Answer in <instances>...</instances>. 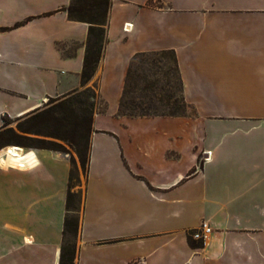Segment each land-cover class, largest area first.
Instances as JSON below:
<instances>
[{"label":"crops","instance_id":"0c3cea01","mask_svg":"<svg viewBox=\"0 0 264 264\" xmlns=\"http://www.w3.org/2000/svg\"><path fill=\"white\" fill-rule=\"evenodd\" d=\"M69 3L0 0V130L81 86ZM106 38L74 264H264V0H111ZM155 52L189 112L118 114L132 58ZM4 147L0 264H59L69 157Z\"/></svg>","mask_w":264,"mask_h":264},{"label":"trees","instance_id":"16d2710c","mask_svg":"<svg viewBox=\"0 0 264 264\" xmlns=\"http://www.w3.org/2000/svg\"><path fill=\"white\" fill-rule=\"evenodd\" d=\"M110 6L111 0H70L69 5L62 8L67 12L69 19L85 22L88 26L87 37L84 46L83 67L81 72L82 85L85 84L93 75L102 58L103 49L107 40L106 26ZM142 54L135 55L131 60L130 66L134 59ZM130 66L126 74L125 85L119 103L118 114L127 116L182 115L175 111H171L166 114L151 113L149 111L151 108L141 106V104L131 106L127 112H123L122 107H124V105L122 103V98L126 93V84L129 77ZM87 90L88 89L82 90L81 94H85ZM53 99L57 98H48V100ZM78 101L81 104H85L83 100ZM136 109L139 111H136ZM23 117H26V119L22 123L18 124L17 130L13 129L12 127H5L8 124L9 119L4 118L3 129L0 130V148L7 145H20L23 147L50 149L59 152L64 151V147L55 141L45 138L32 137L26 134L58 138L75 147L81 162L86 163L87 169L90 135L93 130L92 113L89 115L87 110L81 107L79 110H75L73 108L72 99L69 98L43 109L38 107ZM70 173L71 171H69V184L65 203L67 213L63 221L59 264H74L75 247L68 249L65 246L64 237L67 233L76 234L79 229V218L77 217L74 219L70 217V214L75 212L77 209L75 201H77V199L78 202L80 201L79 192L72 191L71 189L72 186L70 183ZM194 231H191L187 234L188 243L192 247H201L203 244L202 239H195L192 237V232Z\"/></svg>","mask_w":264,"mask_h":264},{"label":"rangeland","instance_id":"374dc122","mask_svg":"<svg viewBox=\"0 0 264 264\" xmlns=\"http://www.w3.org/2000/svg\"><path fill=\"white\" fill-rule=\"evenodd\" d=\"M99 66V64H98ZM98 66L90 79L76 89L67 93L61 94L53 99L43 102L41 109L49 107L53 104L65 99H72L73 108L79 110L84 108L89 115L100 108H103L102 103L97 93L98 82ZM88 89L85 94L81 91ZM78 100H83L85 104L79 103ZM123 112H127L131 106L140 105L151 108V113H169L171 111L185 114L188 111L187 105L183 102L181 96V84L175 66L173 55L170 52H155L146 53L137 56L130 66L129 77L126 84V93L122 98ZM130 111V110H129ZM136 111H139L136 109ZM26 117L18 120H9L5 127H12L17 130L19 123H22ZM32 137L45 138L55 141L64 147V151L70 160V183L72 191L82 190L85 182L86 163H82L75 147L69 143L53 137L42 135L26 134ZM20 146V145H18ZM23 147V146H21ZM59 152V151H58ZM76 211L70 214L71 218H79L80 205L75 201ZM65 246L68 249L76 247L77 233H67L64 237Z\"/></svg>","mask_w":264,"mask_h":264},{"label":"built area","instance_id":"2783aa9c","mask_svg":"<svg viewBox=\"0 0 264 264\" xmlns=\"http://www.w3.org/2000/svg\"><path fill=\"white\" fill-rule=\"evenodd\" d=\"M130 28H131V24H129V23H125L124 26H123V30L124 31H127ZM47 100H48V98L45 101H47ZM13 154H15V153H13ZM201 160L203 162L207 161L208 160V156L201 158ZM207 231H209V228L206 227L205 224H202V226L200 227V229L195 230L194 232H192V237L195 238V239L202 238L203 237V234L205 232H207ZM130 264H137V263H130Z\"/></svg>","mask_w":264,"mask_h":264},{"label":"bare ground","instance_id":"6f19581e","mask_svg":"<svg viewBox=\"0 0 264 264\" xmlns=\"http://www.w3.org/2000/svg\"><path fill=\"white\" fill-rule=\"evenodd\" d=\"M22 148L20 147V146H16V145H8V146H6V147H4V151L5 152H7L8 153V155L10 156L11 155V153L13 154V153H15V154H13V155H17V153L18 154H20L21 152H22ZM29 151V150H28ZM30 152V151H29ZM29 156V155H28ZM24 157V156H23ZM22 157V158H23ZM26 159V158H25ZM28 159V158H27ZM13 164V163H12ZM15 164V163H14ZM19 164V163H18ZM31 164V163H30Z\"/></svg>","mask_w":264,"mask_h":264}]
</instances>
